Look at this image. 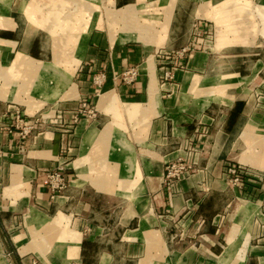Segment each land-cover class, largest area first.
Here are the masks:
<instances>
[{"label": "crops", "instance_id": "0c3cea01", "mask_svg": "<svg viewBox=\"0 0 264 264\" xmlns=\"http://www.w3.org/2000/svg\"><path fill=\"white\" fill-rule=\"evenodd\" d=\"M229 1L0 0V66L48 64L31 94L52 97L32 115L0 99V264H264V79L251 87L264 73V35L244 76L227 57L192 52L186 71L171 59L196 33L216 32L205 15ZM128 7L126 21H144L151 42L123 41L124 15L110 12ZM219 81L225 98L201 109L197 87ZM84 103L94 114L79 118ZM19 109L26 121L45 110L24 141ZM176 160L194 169L170 185ZM230 163L248 182L229 179ZM53 171L68 185L56 195Z\"/></svg>", "mask_w": 264, "mask_h": 264}, {"label": "rangeland", "instance_id": "374dc122", "mask_svg": "<svg viewBox=\"0 0 264 264\" xmlns=\"http://www.w3.org/2000/svg\"><path fill=\"white\" fill-rule=\"evenodd\" d=\"M237 7L235 10L229 9V6ZM225 8V9H223ZM128 9L132 8H124L121 10H118L117 13H111L113 16L112 19H116L117 17L124 15L121 12H125ZM224 10V11H223ZM226 11H230L231 15L226 16V19H221V15L226 13ZM135 14V13H134ZM206 18H211L215 21H217V25L221 26V31H218V26L216 25V32L214 26L209 27V29L204 33H196L195 37L198 39H195V45L191 46L190 49H185L184 51H178L176 53H173L171 55V59H175V64L173 65V69L183 70L186 71V66L191 59V53L197 52V53H203L209 56H211L214 59H219L220 57H227V61L231 62L235 65V71L238 73V71L241 73V76L246 75L247 72L243 71L242 66V60L245 62L247 59L251 60V63H255V61L259 58L258 56H254L253 54H257L255 51H253V48L256 44H262L263 40L262 37L264 35V8L260 7H254L250 6V4L247 1L243 0H231L228 4L217 7L216 10L213 11V13H210L208 15H205ZM129 17L128 14H125L122 17V21H124V30L125 32L123 41H143L144 43H149L153 39L152 37H148L144 33V29L147 30V26H145L144 21H133V16L130 17V21H126ZM133 21V22H131ZM241 25V26H238ZM129 27V28H127ZM247 28V29H246ZM128 30V32H127ZM130 31V32H129ZM136 31L139 32V35L133 34L132 32ZM253 43V44H252ZM224 45H226L227 49L221 48ZM252 45V46H247ZM264 54V49H263ZM262 54V55H263ZM244 55V57H243ZM234 56V57H231ZM20 60L17 58L15 59L14 63L10 67H7L10 69V75L8 77H3L0 75V99L8 100V101H15L18 104L24 105L27 108V114H33L35 111L39 110L44 104L48 103L52 99L50 95L45 97L43 101H36L34 96L31 94L32 89L34 87L35 83V76L32 74L34 70V66H42L45 64H42L39 61L33 60V59H25L23 63H19ZM40 64V65H39ZM220 64V63H219ZM48 65V64H47ZM220 66V65H219ZM247 66V62H246ZM2 67V66H0ZM240 67V68H239ZM3 68V67H2ZM26 70L27 74L25 78H22L20 76H23L19 74L20 69ZM26 68V69H25ZM239 68V70H238ZM31 70V73H30ZM41 70V68H39ZM2 71H0L1 73ZM204 72V69L202 70ZM73 72H70V74H65V80L70 79ZM166 78L170 81H173L174 74L173 71H169L166 73ZM264 79V73L261 75V78L257 79L254 83L251 84V87L253 89H256L259 87L261 81ZM49 80H51L49 78ZM244 80L241 79L240 83ZM8 82L11 83V85L8 84ZM47 85H49V81L45 82ZM225 88L226 83L224 81H219L216 85L210 86V88H200V86L197 87L198 93L197 98L199 99V106L201 109L206 108L210 102L212 101H218L225 98ZM179 83L176 85V91H178ZM202 94H205L202 96ZM55 96V95H54ZM264 98V96H262ZM45 110L39 111L37 113L38 118L42 117V113ZM81 113H79V118L81 115L89 114L93 115L94 113L91 112V106L88 105V103H84V106L81 108ZM16 116L19 115L20 119H26V115L23 113L21 109L16 111ZM30 120V119H29ZM26 121V120H25ZM19 126L17 130L22 133L20 134V138L22 141L27 139L33 131L38 130L36 128L35 130H32L31 133H29L27 136L23 137L25 134L23 132L24 124L18 123ZM73 125H76L75 123ZM177 163H182L185 165H191L192 168L189 170L188 174H190L193 171V165L186 162L185 160H176ZM168 163L166 168L173 163ZM227 168L226 173L229 175V179L233 182H236L238 184L244 185L245 182H248V176L247 171L243 168H239L237 164L230 163V166H226ZM165 172L167 173V170L165 169ZM185 175H181L180 178L175 179H168L166 180L165 176V182L169 183L170 185L177 183V181L181 180ZM251 179V178H250ZM54 220V219H53ZM64 219H61L60 221L54 220V222L59 223V227L63 226ZM62 229V228H60ZM63 232V230H62Z\"/></svg>", "mask_w": 264, "mask_h": 264}, {"label": "built area", "instance_id": "2783aa9c", "mask_svg": "<svg viewBox=\"0 0 264 264\" xmlns=\"http://www.w3.org/2000/svg\"><path fill=\"white\" fill-rule=\"evenodd\" d=\"M124 79L126 81H133L135 79L136 71L134 69L126 70L122 73ZM18 122L21 124H24L23 132L24 136H27L29 133H31L32 130H35L36 128L42 126L44 124L43 117H33L29 121H25L24 119H20L19 115L17 116ZM22 135V133H21ZM192 168L191 165H185L182 163H173L171 166L169 165L166 170V180L168 179H175L180 178L181 175L188 174L189 170ZM48 182L49 185L52 187L53 194L56 195L58 193H61L64 189L68 187L65 177L60 171H53L48 175Z\"/></svg>", "mask_w": 264, "mask_h": 264}, {"label": "bare ground", "instance_id": "6f19581e", "mask_svg": "<svg viewBox=\"0 0 264 264\" xmlns=\"http://www.w3.org/2000/svg\"><path fill=\"white\" fill-rule=\"evenodd\" d=\"M35 3H37V2H35ZM49 3V2H48ZM77 4V3H76ZM61 6V5H60ZM37 8V7H36ZM63 8H64V6H63ZM237 7H232L231 5L229 6V9H233V10H235ZM90 9V8H89ZM37 10V9H36ZM88 11V10H87ZM36 12V11H35ZM35 12H33V13H35ZM46 12V11H45ZM42 13V12H41ZM7 15V14H6ZM41 18V17H40ZM50 19V18H49ZM127 19H129V18H127ZM131 19V18H130ZM41 20V19H40ZM70 21H72V20H70ZM69 21V22H70ZM130 21V20H129ZM44 23V22H43ZM37 24V23H36ZM39 24V23H38ZM45 24V23H44ZM87 24V23H86ZM32 25V24H31ZM50 25V24H49ZM38 26V25H37ZM69 26V25H68ZM72 26V25H71ZM238 26H241V25H238ZM31 28V27H30ZM38 28V27H37ZM48 28V27H47ZM127 28H129V27H127ZM247 29V28H246ZM38 31V30H37ZM70 32V31H69ZM53 33V32H52ZM74 33V32H73ZM32 34V33H31ZM45 34V33H44ZM76 34V33H75ZM50 35V34H49ZM56 39V38H55ZM54 40V39H53ZM19 54V53H18ZM22 54V53H21ZM15 55V54H14ZM23 55V54H22ZM18 56H21V55H18ZM17 59L18 60H20L19 61V63L21 64V62L23 63V61L25 60L24 58H22V57H17ZM53 64V63H52ZM40 65V64H39ZM11 68V67H10ZM34 68V72L32 73L36 78H35V83L38 81V79H37V76H38V72L39 71H44V73H45V71L49 68V65H43V68H42V66H39V67H37V66H34L33 67ZM39 68H41V70H39ZM26 69V68H25ZM0 71H2L1 73H0V75H2L4 78L5 77H8L9 75H10V69L9 68H7V67H0ZM26 71H27V69H26ZM48 72V71H47ZM30 73H31V70H30ZM65 75V74H64ZM44 82V81H43ZM34 83V84H35ZM8 84L9 85H11V83L10 82H8ZM42 85V84H41ZM45 85V84H44ZM43 86V85H42Z\"/></svg>", "mask_w": 264, "mask_h": 264}]
</instances>
